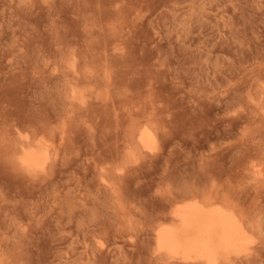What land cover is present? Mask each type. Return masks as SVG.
<instances>
[{"label": "rangeland", "instance_id": "rangeland-1", "mask_svg": "<svg viewBox=\"0 0 264 264\" xmlns=\"http://www.w3.org/2000/svg\"><path fill=\"white\" fill-rule=\"evenodd\" d=\"M193 196L254 239L224 264H264V0H0V264H200L155 237Z\"/></svg>", "mask_w": 264, "mask_h": 264}, {"label": "bare ground", "instance_id": "bare-ground-1", "mask_svg": "<svg viewBox=\"0 0 264 264\" xmlns=\"http://www.w3.org/2000/svg\"><path fill=\"white\" fill-rule=\"evenodd\" d=\"M75 82L77 81L75 80ZM75 82H70L72 103L78 99L81 101L80 105L89 106L91 102H87V96L85 98L84 92L82 94ZM150 125L145 123L136 128H138V144L141 148L152 151L156 149L159 139ZM24 128L26 129V127ZM18 130L15 131L16 136L13 141H10L11 144L13 143L10 147L15 154L17 166L31 175L47 170L51 152L44 142L45 137L44 140L38 139L35 135L30 136L31 133L24 134L25 130ZM104 178L107 180H105L106 183L109 181L111 184L108 178L105 176ZM102 180L104 182V179ZM184 198L183 201L177 199L174 200L176 203L171 202L174 204H172V209L169 207L171 210L170 216L166 217L167 221L162 219L163 216L161 219L165 222H160L158 228H155L157 251L161 255L165 254L170 258L185 261L194 260L200 264H224L225 262L232 263L235 257L251 254L254 239L247 234L244 224L237 218L234 211L226 208L225 205L215 204V202H213L214 204L212 202L207 204L206 201L201 202L194 196L192 199L195 200L186 201Z\"/></svg>", "mask_w": 264, "mask_h": 264}]
</instances>
